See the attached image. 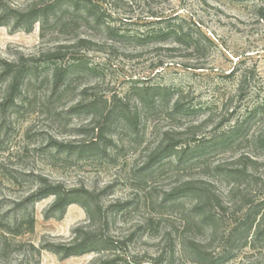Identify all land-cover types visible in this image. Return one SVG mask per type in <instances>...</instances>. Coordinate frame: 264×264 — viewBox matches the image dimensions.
<instances>
[{
  "label": "rangeland",
  "instance_id": "obj_1",
  "mask_svg": "<svg viewBox=\"0 0 264 264\" xmlns=\"http://www.w3.org/2000/svg\"><path fill=\"white\" fill-rule=\"evenodd\" d=\"M90 1L93 17L65 1L43 26L0 25V58L33 66L5 110L0 81V264H89L109 254L61 259L42 248L87 216L79 203L61 212L53 196L34 195L41 177L110 216L103 232L129 235L126 255L142 264H198L193 242L210 264H264V113L239 141L219 143L264 98V0ZM167 26L187 32L191 48L155 35ZM60 44H73L60 62L70 76L54 89L40 54ZM145 87L161 90L151 98ZM172 142L175 152L161 155ZM186 182L200 196L171 193ZM248 213L257 220L244 231Z\"/></svg>",
  "mask_w": 264,
  "mask_h": 264
},
{
  "label": "trees",
  "instance_id": "obj_2",
  "mask_svg": "<svg viewBox=\"0 0 264 264\" xmlns=\"http://www.w3.org/2000/svg\"><path fill=\"white\" fill-rule=\"evenodd\" d=\"M65 1H69L68 8L73 11H81L83 14L92 16V6L88 4L91 3L90 0H31L29 4L24 7H18L14 5H10L8 3H4L0 0V25H2L7 20H12L14 25L17 27H21L25 30H30L33 25L37 22L41 23L43 26L45 23L51 21L52 15L55 14L58 7L65 3ZM95 20H97L95 18ZM58 18L54 17L53 22H57ZM157 37L165 38L168 36L173 37L174 43H177L179 46L185 45L187 48H191L188 46L187 41L190 40L189 34L184 32L182 29H176L172 26H167L164 30L158 31ZM80 42H89L87 39H80ZM73 44H60L54 48L47 50L46 52H42L40 56L42 57L41 61L44 63L50 64L52 66V83L54 89H60L65 84L66 79L70 76L69 67H65L60 64L61 59L63 58L66 50L71 48ZM74 60L76 63V67L81 66V61L78 58ZM33 72V66L28 65L26 63L16 64L12 61L3 60L0 58V81L6 82L7 84V97L5 101L2 103L4 110L8 107H13L16 105L17 101L21 98L22 88L27 85L30 81V74ZM232 72V71H231ZM229 76V75H228ZM245 75L240 73L238 76L237 89L241 90L242 86L245 84ZM150 89L153 91L154 97L155 91H159L161 89L158 88H138V91L148 92ZM164 91H169V89H163ZM143 93V92H142ZM180 97H175L173 101V110L180 111V113L186 111L182 107L180 103ZM264 113V98L261 99L260 102L257 103L254 109L250 112V117L247 119H243L242 121H236L233 126H231L226 133L222 134L220 137V145H227L229 143H234L243 138V127L247 123V121L255 116L256 114ZM167 135V133H166ZM260 147L264 148V137H258L257 141ZM56 143V142H55ZM176 147H178L177 142H172L168 144L161 151V155H170L175 152ZM246 160L251 161L249 158H245ZM256 163V162H253ZM243 170H235V173L241 175ZM198 189L191 185V182H186L182 186L178 188H174L172 194L182 195V194H190V195H198ZM79 191V190H78ZM77 190L65 191L58 183H52L48 181L46 178L41 177L38 183V186L34 192V195L37 197L44 196H53L54 201L52 207L61 212L64 211L67 205L71 203H79L83 206V209L86 211L87 220L84 224H78L72 230V234L67 239L54 238L47 244L43 245L42 248L47 251L57 255L59 258L64 259L71 256H78L85 253L90 252H100V251H108V255L100 256L93 259L89 264H142L141 261L138 260L137 256L132 255L131 257L126 255L127 253V240L129 235L121 236L104 233L103 231L107 229L109 224L115 222L111 219L110 216H105L103 212H91V209L87 205V202L80 201L76 198L75 195H80ZM86 193V192H85ZM212 197L206 199L205 204H209L212 201ZM196 201V200H195ZM201 204L197 201L193 206L195 211H199L201 209ZM96 210H99L98 205H96ZM118 213V212H116ZM115 213V214H116ZM113 215V214H112ZM257 214L248 213L244 219L245 227L244 231L250 230L254 222L257 220ZM208 219V216H202L201 221L204 222ZM152 218H146L140 225L146 227H150L152 223ZM258 224H260V220L256 224V228H258ZM32 225V224H31ZM260 226V225H259ZM32 227V226H31ZM256 234L259 233V229L255 230ZM194 246L193 252L196 256V262L198 264H210L205 262V259L202 257V252L198 249L199 243L193 242ZM147 255V254H146Z\"/></svg>",
  "mask_w": 264,
  "mask_h": 264
}]
</instances>
